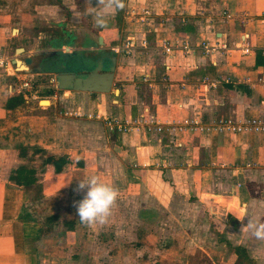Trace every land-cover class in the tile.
Segmentation results:
<instances>
[{
    "label": "crops",
    "instance_id": "obj_1",
    "mask_svg": "<svg viewBox=\"0 0 264 264\" xmlns=\"http://www.w3.org/2000/svg\"><path fill=\"white\" fill-rule=\"evenodd\" d=\"M34 10L18 17L20 26L13 11L0 15V58L12 65L0 67V264H39L36 243L44 225L27 216L30 208L51 196L74 198L78 183L92 176L119 190L129 230L113 237L119 246L107 254L111 264H207L217 259L209 229L233 260L240 247L256 264L247 251L251 239L245 245L240 230L249 218L264 223V132L217 127L224 119H264V0H54ZM29 29L37 35L27 36ZM128 38L136 45L132 53L112 52ZM184 44L187 52L179 48ZM52 45L61 54L94 59L93 68L99 56L114 55L113 92L51 88L46 106L39 96L25 101L11 93L23 78L51 80L50 72L61 70L44 66L56 58L40 54ZM165 45L173 48L170 55ZM19 48L21 61L39 53L31 73L13 66L17 58L9 52ZM67 62L68 70L80 67ZM103 63L104 70L111 66L107 58ZM71 92L72 103L87 101L93 134L86 145L64 148L62 124L78 118L61 111ZM109 118L130 129L110 130ZM22 169L28 171L23 180L34 182L18 181ZM72 227V234L79 232L77 222ZM102 240L108 248L110 237ZM257 242L264 248V240ZM78 254L72 264H80Z\"/></svg>",
    "mask_w": 264,
    "mask_h": 264
},
{
    "label": "rangeland",
    "instance_id": "obj_2",
    "mask_svg": "<svg viewBox=\"0 0 264 264\" xmlns=\"http://www.w3.org/2000/svg\"><path fill=\"white\" fill-rule=\"evenodd\" d=\"M51 2H54V0H0V15L8 13L11 14V12L13 11L14 22L18 26H20L18 17H20L21 15L24 16L23 13H35V8L39 9L41 6L51 4ZM63 14L64 20H68V13H66V11H63ZM83 23L85 24L87 22L83 21L82 24ZM37 33L34 32V29H29L25 32L27 36H36ZM33 44L34 43H31V45ZM42 44L43 42H40L39 45L37 44V46H41ZM16 46H18V44H15L13 47L15 48ZM9 56H12L13 58L16 56L17 59L21 60L23 55H14V51H10ZM92 68V64L83 63L80 65L78 70L85 69L89 71ZM26 79H31L33 81L35 89L38 90L37 96H39L40 98V103L42 102L41 104L43 106L48 105L49 103L45 99L46 96L44 94L45 92L48 93L51 91V86L49 83L50 80L48 79V77L38 75ZM72 93L73 92L65 94V97H67V101H70V103H68L69 105H67L66 109L61 111L66 114L70 113V115L74 116V118H78L66 120L64 124H62V137L65 140L61 141V146L63 145L64 148H71L72 145H86V141L84 139L88 138L90 134H93L90 131L91 128L89 120L92 121V119L94 118H91V116V119L87 118V112L85 109V102L87 101H75V103H72V101H74L70 96L73 95ZM61 94L63 93L60 92L59 94H57V96L59 97ZM77 106H79V109L77 108ZM74 108L75 110H73ZM100 118L101 116L99 117V119ZM100 134L101 132L98 135H95V137L99 136ZM102 183L108 184V180H103ZM117 191L119 190L117 189ZM85 193L86 189L84 191H77L74 198L65 194L58 195L57 198L51 196L48 197V199L39 201L36 205H32L33 207L30 208L27 216L36 221H40V223L44 225L41 232V239L38 241V243H36L37 249L35 252L39 264L75 263L74 259L72 260L71 258L74 251L79 252L78 258L80 264L112 263V260L108 257L107 254L115 249L114 247H116L117 250L119 246L117 244L118 237H115L114 239L113 237L115 235H122L124 237L125 230L129 231L128 229L123 228L125 214L120 210V207L118 206L119 204H121L122 199H119L118 194V198L111 209V214L108 217L106 223L102 225L94 224L91 226H86L79 222L75 206L84 198ZM257 217L259 219L262 218V216L259 214L257 215ZM126 219H130L129 214H127ZM74 221L78 223L79 232L77 233L76 231L74 232V234H72L70 230L73 228L72 224H74ZM106 224H108V232H106L104 228ZM170 230L173 231L172 229ZM211 230L212 229H209L208 232L205 230V232H207V234L210 235L211 238L213 237V239L215 240L216 249H210V253H215L217 259L213 257L212 260H208L207 264H212L213 262H215L216 264H253L250 260H233V255L231 254L229 248L225 247L224 244L219 245L216 240L217 237L215 235V232L212 233ZM240 231V239L243 243H245V245H247V240L249 238L251 239V242L248 243V245L250 244V250H247L249 255L252 258H255L256 264H264V248L262 247L261 243L257 242L259 241V239L254 240V235H252V232L248 229H245L244 231H242L241 229ZM82 232L85 234L88 233L89 236L83 237ZM106 233H108L109 236ZM102 235L110 237L111 239V242H109L108 244V248H105L104 246V243L107 242H104L103 240L101 241ZM208 240L211 241L210 239ZM128 243L129 244L123 243L122 239L120 241V244L122 246H127V248L133 249L134 246L130 244L131 242L128 241ZM120 249L122 251V247ZM126 262V264H135V261L132 260H127ZM167 262L177 263L176 261ZM191 264H196V261H191Z\"/></svg>",
    "mask_w": 264,
    "mask_h": 264
},
{
    "label": "water",
    "instance_id": "obj_3",
    "mask_svg": "<svg viewBox=\"0 0 264 264\" xmlns=\"http://www.w3.org/2000/svg\"><path fill=\"white\" fill-rule=\"evenodd\" d=\"M99 43L102 44V40L99 38ZM52 45L48 47V51L40 53L41 55H48L50 57L56 56L61 57L62 59H67L71 61V58L76 57L78 54H61L55 51V48ZM66 49L69 48L68 45L65 46ZM24 53V49L19 48L16 50V54L21 55ZM39 53H35L33 56L25 57L22 61L15 59L13 61V66L17 69L18 72L22 73H31L32 69H29V66L33 62V58L38 56ZM107 58L111 62V66L107 69H103V59ZM64 60L61 64V70L52 73L57 83V89L70 90L74 92H84V93H94V94H110L112 93L113 79H114V65L116 58L114 55H105L99 56V59L96 62V65L91 70H68V62ZM72 62V61H71ZM74 63V62H73Z\"/></svg>",
    "mask_w": 264,
    "mask_h": 264
},
{
    "label": "built area",
    "instance_id": "obj_4",
    "mask_svg": "<svg viewBox=\"0 0 264 264\" xmlns=\"http://www.w3.org/2000/svg\"><path fill=\"white\" fill-rule=\"evenodd\" d=\"M202 46L204 47L207 53L209 51H214V48H209L208 44H202ZM135 47L136 45L134 43V40L132 38H128L122 45V47H115L112 49V52L118 53L119 51H125L129 54L134 51ZM179 48H183V50H185L186 52L189 50L187 44L181 45ZM69 51L70 49H65V52ZM164 51L167 55H170L173 51V48L170 45H165ZM0 67L4 68L5 70L12 69V65L7 58H0ZM260 82L264 87V78L260 79ZM49 83L52 89L58 90L56 87L57 83L55 78H52ZM9 90L11 93H17L22 95L25 101H29L30 98L32 99L34 97H37L38 93V90L35 89L33 81L31 79L26 78L19 80V83L10 87ZM105 122L110 130L117 129L120 132H126L130 129L126 124L124 125L123 123H121L120 120L116 118L105 119ZM184 125H188V122H185ZM217 128L220 131H228L231 133H261L264 132V119L252 118L243 122H236L231 119H224L219 122ZM192 129L196 130L195 127H193Z\"/></svg>",
    "mask_w": 264,
    "mask_h": 264
},
{
    "label": "clouds",
    "instance_id": "obj_5",
    "mask_svg": "<svg viewBox=\"0 0 264 264\" xmlns=\"http://www.w3.org/2000/svg\"><path fill=\"white\" fill-rule=\"evenodd\" d=\"M118 6L122 7V4H118ZM85 189L84 198L75 205L79 222L86 226L106 223L118 198V191L114 187L102 183L96 176L78 183L77 191ZM245 229L250 230L257 239L264 240V223L257 225L249 218L242 225V231Z\"/></svg>",
    "mask_w": 264,
    "mask_h": 264
},
{
    "label": "flooded vegetation",
    "instance_id": "obj_6",
    "mask_svg": "<svg viewBox=\"0 0 264 264\" xmlns=\"http://www.w3.org/2000/svg\"><path fill=\"white\" fill-rule=\"evenodd\" d=\"M67 38H73V36H69V37H67ZM92 58H87V57H83V56H80V54L79 55H77L76 57H74L71 61L72 62H74V63H77L78 62V64L79 65H81V64H83V63H88V64H90V62L91 61H93L92 63H93V66H94V59H92ZM62 58L61 57H56L55 59H53V60H50V61H47V62H44V66L45 67H48V68H52V69H54V68H58L59 67V65H61L60 63L62 62Z\"/></svg>",
    "mask_w": 264,
    "mask_h": 264
},
{
    "label": "trees",
    "instance_id": "obj_7",
    "mask_svg": "<svg viewBox=\"0 0 264 264\" xmlns=\"http://www.w3.org/2000/svg\"><path fill=\"white\" fill-rule=\"evenodd\" d=\"M59 0H56V2H58ZM24 172H28V171H26L25 169H22V170H19L18 171V176H19V178H18V181L19 182H22V183H32V182H34V179H31L30 181H24L23 180V173ZM28 175H31L30 173L28 174ZM235 253L237 254V256H238V259H240V260H243V261H247L248 260V258H247V256L245 255V250L244 249H242V248H240V247H236L235 249Z\"/></svg>",
    "mask_w": 264,
    "mask_h": 264
}]
</instances>
